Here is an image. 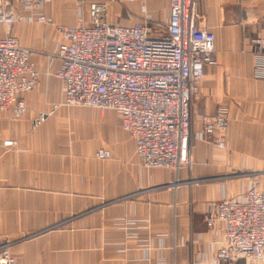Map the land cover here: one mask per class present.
<instances>
[{
    "label": "crops",
    "instance_id": "1",
    "mask_svg": "<svg viewBox=\"0 0 264 264\" xmlns=\"http://www.w3.org/2000/svg\"><path fill=\"white\" fill-rule=\"evenodd\" d=\"M99 1L52 0L44 13L53 22L23 17L10 26L32 50L39 76L22 93L21 117L0 111V238L37 234L15 247L17 264H245L215 259L222 225L208 227L205 219L212 201L243 191L249 173L264 170V73L256 57L263 53L256 40L264 36V0H194L215 35L216 64L204 66L191 101L190 162L177 171L142 167L113 111L63 103L55 24H89L88 5ZM167 5L111 0L106 20L129 25L148 14L164 23ZM14 9L24 15L16 2ZM219 107L228 113L223 147L214 134L199 136L198 116ZM39 111L46 115L34 126ZM5 139L15 145L4 146ZM100 147L109 158L91 155ZM260 182L264 188V173ZM55 223L63 226L47 230Z\"/></svg>",
    "mask_w": 264,
    "mask_h": 264
},
{
    "label": "built area",
    "instance_id": "2",
    "mask_svg": "<svg viewBox=\"0 0 264 264\" xmlns=\"http://www.w3.org/2000/svg\"><path fill=\"white\" fill-rule=\"evenodd\" d=\"M52 0H0V110L14 117L27 109L22 93L33 89L39 73L30 60L32 50L9 34L13 22L35 17L53 22L44 6ZM111 0L90 2V23L80 18L71 25L55 24L59 41L54 56L60 61L55 76L62 82L63 103L113 111L120 127L133 139L134 153L144 168L177 171L190 162L191 101L199 94L205 65H215V35L199 19L194 0H168L164 23L150 22L148 14L129 25L106 20ZM14 2L24 15L14 9ZM264 73V36L256 40ZM259 59V60H258ZM39 112L34 122L42 121ZM199 136L216 135L215 145H225L226 108L198 116ZM8 140L6 144H12ZM95 157L109 158L97 149ZM249 173L247 186L209 204L205 223L222 225V239L215 259L243 258L245 264L264 261V188L260 177ZM3 246V245H2ZM2 264H15L3 249Z\"/></svg>",
    "mask_w": 264,
    "mask_h": 264
},
{
    "label": "rangeland",
    "instance_id": "3",
    "mask_svg": "<svg viewBox=\"0 0 264 264\" xmlns=\"http://www.w3.org/2000/svg\"><path fill=\"white\" fill-rule=\"evenodd\" d=\"M147 19H150L149 21H151V17H150V15L147 17ZM0 111H4V110H0ZM7 111H9V110H7ZM10 112V111H9ZM39 112H41V111H39ZM38 112V113H39ZM42 112H44V111H42ZM11 113V115H12V112H10ZM44 113H46V112H44ZM98 114L100 115V113L98 112ZM37 116H38V114H37ZM36 116V117H37ZM12 117H14L13 115H12ZM19 117H21V116H19ZM19 117H14V118H19ZM35 117V118H36ZM35 118L33 119V125L35 126V125H37V124H39L41 121H39V122H34V120H35ZM45 118V117H44ZM43 118V119H44ZM43 121V120H42ZM8 140H11L13 143L12 144H6V142L8 141ZM15 140H13V139H5V140H3V142H2V144L4 145V146H6V147H8V146H12V145H15ZM97 149H107V148H102V147H100V148H97ZM97 149H95L94 151H93V153L91 154L94 158H96V159H107V158H98V157H95V155H94V152L97 150ZM107 150H109V149H107ZM183 167V166H182ZM182 167H180V168H182ZM179 168V169H180ZM178 169V170H179ZM172 170V169H171ZM61 226H63L62 224H58V223H55L54 225H51V226H49V227H47V230H51V229H57V228H59V227H61ZM47 230H44V231H47ZM130 234H133V231H127V236H129V237H136V236H132V235H130ZM136 234V233H135ZM37 234H27V233H25V234H19L18 235V238H20V237H25L24 239H22V240H18V242L17 241H14V239H12L11 237H8V236H6V235H3L1 238H0V264H2V261H3V257H2V251H3V249H6L7 251H8V254H9V256H10V259L11 260H13L14 262H15V264H17V255H16V253H15V247L16 246H19L21 243H22V241L23 240H26V238H32L33 236H36ZM28 238V239H29ZM27 239V240H28ZM3 245V246H2ZM145 251L147 250V249H144ZM18 252H19V250H18Z\"/></svg>",
    "mask_w": 264,
    "mask_h": 264
}]
</instances>
